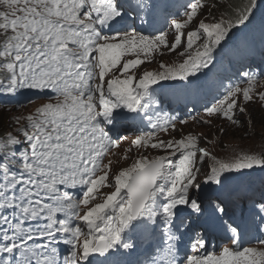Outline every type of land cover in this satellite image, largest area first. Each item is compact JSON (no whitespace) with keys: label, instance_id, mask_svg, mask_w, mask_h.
Masks as SVG:
<instances>
[{"label":"snow or ice","instance_id":"obj_1","mask_svg":"<svg viewBox=\"0 0 264 264\" xmlns=\"http://www.w3.org/2000/svg\"><path fill=\"white\" fill-rule=\"evenodd\" d=\"M256 5L249 0L233 16L200 19L185 32L204 7L190 0L183 19L171 18L168 29L152 35L132 25L174 17L167 0H0V95H55L0 132V264H92L96 257L102 264H264V239L256 241L260 247L239 239L253 226L264 233V192L245 193L247 215L226 212L236 198L229 174L264 169V152L219 159L199 147L200 135L159 139L158 132L176 129L174 118L147 115L158 103L152 85L185 81L192 93L207 86L216 53L234 28L251 21ZM162 49L181 59L161 61L159 71L137 79L133 70ZM241 75L247 86L230 85L203 109L208 117L241 124L237 112L247 109L240 97L254 100L257 79L251 71ZM255 96L264 102V92ZM138 118L152 130L136 135L122 159L132 148L165 154L139 157L113 175V161L104 158L127 139L119 128ZM206 157L212 163L198 182ZM181 206L191 210L186 218L178 215ZM212 230L230 244L205 253Z\"/></svg>","mask_w":264,"mask_h":264},{"label":"rangeland","instance_id":"obj_2","mask_svg":"<svg viewBox=\"0 0 264 264\" xmlns=\"http://www.w3.org/2000/svg\"><path fill=\"white\" fill-rule=\"evenodd\" d=\"M203 4L204 7L199 11L193 24L188 29H185V32L194 28L200 19H204L206 23H211L213 17L216 20H219L226 10V0H203ZM263 23L264 0H259L257 4V14L252 16L251 21L246 25H242L240 28L232 30L227 41L223 43L221 48L229 47L235 37H244L252 34V32L259 28ZM169 39H172L171 34L169 35ZM161 51H163L164 55L156 53L152 60L140 65L138 70H133L137 79L143 71H159V64L161 61L171 64L178 63L181 59L175 52L168 53L167 49H162ZM256 92H264V79L255 82V87L253 89L254 100L252 102L245 104L242 96L240 97V106H244L247 109L243 115H240L239 112H237L236 118L241 121L240 125L233 124L216 116H198L185 124L176 126L175 130L159 137V139H179L188 133L197 134L202 137L199 140V147L206 148L212 156L223 160H228L227 158L230 159L234 157L240 151L256 153L264 152V102L255 96ZM45 102L49 101L43 99V96H41V98L35 101L32 105L26 104L24 107H5L3 109V119L7 127L2 131H7L15 126L11 118L26 114ZM201 118L205 121H210V123L201 122ZM249 118L251 121L250 123ZM221 128H223V132L220 131ZM131 142L132 140L124 142L118 148L117 153L110 157L113 161V175H115L120 168L130 166L135 159L139 157H147L151 160L158 155L165 154L162 150L152 148H132V150L127 153L128 158L122 159V157L125 156L122 152L125 153V149L131 148ZM211 163V158L206 157L205 161L202 164H199L201 172L198 175V182H202L204 180L205 172L208 170ZM229 175L232 179L228 184V188L236 194V198L245 193L249 194L248 192L251 190L255 191L256 197H259L260 194H258V188H262L264 186V169L255 168L252 170H245L243 173H231ZM202 187L208 192L211 191L208 189L207 185H202ZM212 187L216 188L217 186L213 185ZM112 189L113 187L105 188L104 193H108L112 191Z\"/></svg>","mask_w":264,"mask_h":264},{"label":"trees","instance_id":"obj_3","mask_svg":"<svg viewBox=\"0 0 264 264\" xmlns=\"http://www.w3.org/2000/svg\"><path fill=\"white\" fill-rule=\"evenodd\" d=\"M238 3H239L238 0H226L227 7H226L225 15L227 16V18L229 16L234 15V10L237 8ZM3 118H4L3 108L0 107V132H3L2 130H4L7 127V125H5Z\"/></svg>","mask_w":264,"mask_h":264},{"label":"bare ground","instance_id":"obj_4","mask_svg":"<svg viewBox=\"0 0 264 264\" xmlns=\"http://www.w3.org/2000/svg\"><path fill=\"white\" fill-rule=\"evenodd\" d=\"M227 159H229V158H227Z\"/></svg>","mask_w":264,"mask_h":264}]
</instances>
